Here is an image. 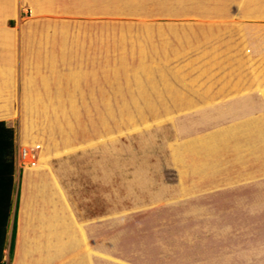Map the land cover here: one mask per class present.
<instances>
[{
	"label": "rangeland",
	"instance_id": "1",
	"mask_svg": "<svg viewBox=\"0 0 264 264\" xmlns=\"http://www.w3.org/2000/svg\"><path fill=\"white\" fill-rule=\"evenodd\" d=\"M35 1L0 0V24L13 32L16 87L0 92V119L13 116L4 123L13 130L16 227L25 181L42 207L115 208L110 218L120 214L123 228L111 246L120 230L140 231L143 216L152 230L168 214L176 229L194 206L252 208L247 242L256 239L264 230V23L237 20L221 0H43L51 9L34 14ZM29 78L57 90L59 103L26 96ZM22 144L47 163L22 164ZM16 229L9 255L7 232L5 264L16 257ZM225 254L219 264L231 260Z\"/></svg>",
	"mask_w": 264,
	"mask_h": 264
},
{
	"label": "crops",
	"instance_id": "2",
	"mask_svg": "<svg viewBox=\"0 0 264 264\" xmlns=\"http://www.w3.org/2000/svg\"><path fill=\"white\" fill-rule=\"evenodd\" d=\"M2 1L11 3V0ZM51 1L47 0V2ZM37 3L43 7L38 9V5H35L34 14L40 11H49L52 7L44 6L43 0H36L35 4ZM220 5L222 8H227L228 11L233 10L232 14L237 16V20L245 18L251 21L247 23H252L255 19L257 22L253 23H264V0H221ZM230 6L233 8L231 9ZM4 11L5 13L14 12V9L12 7L5 8ZM12 34V30L0 24V92L16 87L13 75L15 69L12 65L14 59L12 50H9L11 49L10 45L12 46ZM35 49V51H39L38 48ZM38 53L39 58L43 57L40 52ZM76 74L78 73H70L69 77L74 78ZM29 79H31L29 81L31 85L25 87L26 96L41 98V104L59 103L60 96L57 90L55 93H50L47 90L49 86L43 89L34 87V81L32 78ZM59 79L58 76L56 81L58 82ZM48 98L51 99L48 100ZM12 118L13 116H7L0 120L7 122ZM50 128L53 130V126ZM56 152L57 150L54 153ZM40 157H42V162L39 164L43 166L47 163L45 162L47 159L42 155ZM38 160H40L39 157ZM20 194L21 206L19 207L16 234L21 239L16 243L17 253L12 264H32L30 262L32 254L34 263L45 258L43 261L48 264H93L94 262L110 264L111 258H116L119 261L111 264H141L142 260L148 258L158 261L159 264H219L222 261L223 253L224 258L226 257L225 253L228 255L227 258H231L225 264H264V233H262L264 230L261 234L258 232L256 239H250L247 242L249 233H251L246 229L247 226L251 231L254 229L253 224H250L251 221L249 222L247 218L254 213L252 208L242 207L238 210L224 212L219 209L220 211L217 212L215 207H190L189 211L182 216L184 221L179 223L176 229L171 228L170 219H165L168 214L167 217L158 218L152 230L147 229L148 215L143 216L137 220L138 225L142 227L140 231L135 232L131 229L122 232L120 230L117 237L118 243L111 246V235L115 233L117 226L119 229L123 228V224H116L120 214L116 219L110 218L114 215H111L110 212L114 213L115 208H101L99 213L94 214L85 207H51L52 202L51 206L42 207L36 204L37 201L40 203V200L44 198L41 195L31 198L28 203L24 204L22 190ZM121 210L116 211L121 213ZM235 210L241 212L236 215ZM152 212L170 214V211L167 210L154 209L150 211V213ZM229 216L231 217L229 218ZM236 219H239L238 224L234 223ZM165 221L166 223L163 224ZM160 223L163 225L158 228ZM184 225L186 226L183 227ZM208 234L209 236L212 234L215 240H206L205 236ZM148 235L151 239L141 240L142 236L147 238ZM241 240H245L244 242L247 243L237 246ZM222 244H228L229 247H223ZM230 247L239 249L234 252L231 250L225 252V249ZM149 250H152L153 253H149ZM52 251H54L53 254Z\"/></svg>",
	"mask_w": 264,
	"mask_h": 264
},
{
	"label": "trees",
	"instance_id": "3",
	"mask_svg": "<svg viewBox=\"0 0 264 264\" xmlns=\"http://www.w3.org/2000/svg\"><path fill=\"white\" fill-rule=\"evenodd\" d=\"M13 155V130L11 127L5 125L4 120H0V264H5V261L3 260V250L7 244L8 230L10 232L8 248L9 254L13 251V241L15 239L18 196L13 202ZM11 212L12 218L10 221Z\"/></svg>",
	"mask_w": 264,
	"mask_h": 264
},
{
	"label": "bare ground",
	"instance_id": "4",
	"mask_svg": "<svg viewBox=\"0 0 264 264\" xmlns=\"http://www.w3.org/2000/svg\"><path fill=\"white\" fill-rule=\"evenodd\" d=\"M23 146H21V150H20V155H21V160L22 161H24V160H27L28 159V157L30 156V150H32L33 148V146L31 147L30 145H25V144H22ZM30 149V150H29ZM33 151V150H32ZM37 155V154H36ZM40 160H38V157L36 156V162H32L31 163V161H28L29 162V164H31V165H36V163H38L37 165H39L40 166V164H41V162H42V157H40L39 158ZM40 163V164H39ZM33 182V181H32ZM24 185L25 186H23V189H22V202L24 203V204H26V203H28L31 199H29L30 197H28V195H27V193H26V189H27V186H29V183H27V182H25L24 181ZM32 184V183H31ZM30 187V186H29ZM34 187H36V186H34ZM34 187H32V188H34ZM30 189V188H29ZM36 189H38V188H34L33 190H35V191H37ZM32 191V190H31ZM39 191V190H38ZM43 191V190H42ZM44 191H46V190H44ZM23 192H24V194H23ZM32 193V192H31ZM29 194V193H28ZM27 195V196H26ZM30 196V195H29ZM49 249H51V248H49ZM49 249H48V251H49ZM52 250V249H51ZM53 252L54 251H52V254H53ZM49 254H50V252H49ZM43 260H45V258L43 259ZM44 262V261H43ZM17 264V263H16ZM44 264V263H43Z\"/></svg>",
	"mask_w": 264,
	"mask_h": 264
},
{
	"label": "built area",
	"instance_id": "5",
	"mask_svg": "<svg viewBox=\"0 0 264 264\" xmlns=\"http://www.w3.org/2000/svg\"><path fill=\"white\" fill-rule=\"evenodd\" d=\"M30 150V149H29ZM19 152H18V159H19V161L23 164V162H28V161H31V163L32 162H36V155L33 153V151L32 150H30V156L28 157V159L27 160H24V161H22L21 160V155H20V149L18 150Z\"/></svg>",
	"mask_w": 264,
	"mask_h": 264
}]
</instances>
